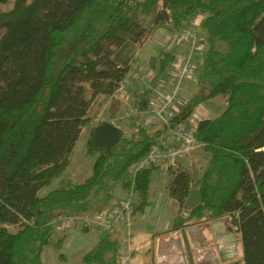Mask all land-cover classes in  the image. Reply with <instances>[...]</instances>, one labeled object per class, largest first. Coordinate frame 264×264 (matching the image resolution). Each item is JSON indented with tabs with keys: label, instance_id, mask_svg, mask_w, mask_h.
Here are the masks:
<instances>
[{
	"label": "trees",
	"instance_id": "trees-1",
	"mask_svg": "<svg viewBox=\"0 0 264 264\" xmlns=\"http://www.w3.org/2000/svg\"><path fill=\"white\" fill-rule=\"evenodd\" d=\"M196 16L203 33L199 91L172 123L217 96L225 107L197 123L194 136L208 159L198 203L188 212L181 207L191 174L168 169L167 192L178 205L171 228L225 219L240 237L243 264H264V0H13L9 10L0 7V264H43L53 217L107 214L116 193L128 189L129 168L160 143L165 129L139 122L129 133L108 119L94 122L91 102L125 81L138 47L155 30L181 31ZM174 57L159 52L158 76ZM145 97L134 96V107L145 108ZM84 128L85 153L94 161L75 183L64 174ZM159 168L137 172L132 217L149 205L151 174ZM123 234L122 226L100 233L80 263L121 264ZM58 258L65 264L63 252Z\"/></svg>",
	"mask_w": 264,
	"mask_h": 264
},
{
	"label": "built area",
	"instance_id": "built-area-1",
	"mask_svg": "<svg viewBox=\"0 0 264 264\" xmlns=\"http://www.w3.org/2000/svg\"><path fill=\"white\" fill-rule=\"evenodd\" d=\"M201 17L196 16L189 20L188 25L181 31L173 33V43L184 42L188 47L186 54L178 58L170 65L166 75L171 81L163 77H157L154 72L149 71L143 76L140 72L133 78L141 86L136 92V97L146 94L145 108L132 107L126 111L121 119H130L131 123L143 122L144 125L159 124L171 137L172 144L164 146L161 142L153 145L148 153L139 161L134 163L127 172L129 187L125 191L116 193L117 199L107 214L90 213H62L53 217L48 225L54 230L68 228L70 225H79L98 232H106L116 226H122L124 230L123 242L126 245L127 253L122 257L121 264L129 263V254L132 243V209L135 202V177L137 172L147 166H159L160 169L168 171L175 170L178 161L191 154L200 144L195 139L194 133L197 123L208 118V110L203 104L197 105L191 115L175 124L172 118L178 112L180 105L179 94L183 84L195 75V56L203 49V38L196 32ZM140 71V69L138 70ZM112 98L125 102L130 97L127 87L120 85L111 95ZM115 123L114 120H110Z\"/></svg>",
	"mask_w": 264,
	"mask_h": 264
},
{
	"label": "rangeland",
	"instance_id": "rangeland-1",
	"mask_svg": "<svg viewBox=\"0 0 264 264\" xmlns=\"http://www.w3.org/2000/svg\"><path fill=\"white\" fill-rule=\"evenodd\" d=\"M13 0H9L6 4L1 5V9L6 11L9 10L12 7ZM140 21L142 24H146L149 22L148 16H140ZM202 21V20H201ZM199 21V24L201 23ZM196 32L200 36H203L202 31L200 30V27L196 26ZM2 31H0L1 35ZM173 36V33H166L163 29H157L155 30L149 37V39L145 42L146 44L142 49L138 47V56L140 55L143 57H148L145 61H138L137 65H130L128 69L127 76L129 78L126 79V82H122L121 85L124 87L130 88L131 85H134L132 82L133 74L138 71L137 67H141V71L144 72L143 74L149 72V71H156L157 64L154 61L153 58H155V53L159 50H166L169 49V47L172 48L175 46L179 47V51H176V54L174 59L177 60L184 54H186V51L188 50V47L185 46L184 42L181 43H173L171 41V37ZM179 44V45H177ZM175 45V46H174ZM169 46V47H167ZM177 47V48H178ZM149 55L151 57H149ZM137 56V59H139ZM195 56V65L198 62V54ZM150 58V60H149ZM135 64V63H134ZM170 70V66L168 68ZM167 70V71H168ZM167 73V72H166ZM165 73V75H166ZM141 74V73H140ZM164 75V74H163ZM166 78V76H164ZM171 81L168 79L167 85L170 84ZM129 90V89H128ZM199 91V87L196 84V78L195 75L187 80L181 90H180V96H179V102L184 104L186 103L195 92ZM90 95V90L87 91V96ZM130 98L131 96L123 102L122 100L115 99L110 97H104L102 95L96 96L90 105V109L88 114L94 118V122L100 119H108V120H114V122L119 125L120 127L124 128L127 132H131L133 130V125L131 124L130 119H121L120 117L123 116V114L128 111L131 108L130 105ZM133 99V97L131 98ZM208 109H209V115L215 117L217 114L220 113V110L224 109V97L217 96L212 99H209L203 103ZM158 127V126H157ZM157 127H154V130L157 129ZM88 135V129L84 128L81 130L80 136L75 142L71 154H70V164L65 171L64 175H67L70 177V179L75 182L79 183L83 181V179L89 175L91 170V165L94 161V156H89L85 153V140ZM193 159H196V168L192 170V188L196 187V183L194 181L197 178V175L201 173L202 168L206 165L207 162V154L204 152L202 146H199L196 148L192 155ZM195 161V160H194ZM163 172H168L165 169H159ZM56 186V181L53 182L48 187H45L39 191V194H45L49 189ZM162 209H157V203L153 201L151 205L147 207L145 220L143 223H145V227L147 228H153L152 221L156 214L159 212L161 213ZM148 225V226H147ZM234 229V227H233ZM72 230V231H69ZM74 230L76 232H74ZM69 231V232H67ZM66 234V241H62L61 245L58 246V238L63 234L65 238ZM234 232L237 233L234 229ZM95 233H98L95 229L87 228L86 230H81L79 225H70L68 228L61 229V230H55L53 232L52 238L50 242L43 248L42 254H41V260L43 264H59L61 261L58 258L59 252H63L66 261L63 262L65 264H81L80 263V256L82 253L88 250L93 244V242L96 240ZM103 233V232H99Z\"/></svg>",
	"mask_w": 264,
	"mask_h": 264
},
{
	"label": "crops",
	"instance_id": "crops-1",
	"mask_svg": "<svg viewBox=\"0 0 264 264\" xmlns=\"http://www.w3.org/2000/svg\"><path fill=\"white\" fill-rule=\"evenodd\" d=\"M145 44L146 43H144L139 48V51L140 49H142V47H144ZM177 47L178 46H175V47L172 46V48L169 47V49L167 50L176 54V51L180 50L179 47L178 48ZM160 51L158 50L157 53H155V56H154L155 58H153L156 64H157L158 54ZM137 54H138V50L136 51L134 58L130 64L131 66L137 65L138 61H145L148 58L146 56L142 57L141 55L139 57ZM137 56L139 59H137ZM149 57L151 56L149 55ZM137 69L138 70L140 69V73L143 76L144 72L141 71V67L139 66L137 67ZM153 72L154 74H156L157 77H160L157 75L156 71H153ZM136 73L137 72H135L133 76H135ZM164 76H166V78ZM161 77H163L168 82L167 75L164 74ZM127 78L129 77L127 76L126 79ZM126 79L125 81H123L124 83L126 82ZM132 82L134 83V85H131V87L128 88L131 98L136 96V92L140 89V86H141L138 82L135 81L134 78L132 79ZM131 98H130L131 100L130 105L134 107L135 102ZM206 109L208 110V113H210L207 107ZM222 110H220V112ZM210 117H213V116H210ZM146 126H152V125L151 123H149V125H146ZM160 142L164 146H168L172 144V139L165 132L161 136ZM191 155L192 153L180 159L177 165L179 169H186L191 174V178H192V174H193L192 170L196 168L195 167L196 159H193ZM204 167L202 168L201 173L197 175V178L194 181V183H196L195 188H192V182H191L189 193L187 197L185 198V201L181 207V210L184 212H188L193 206H195L198 203V196H199L198 180L202 174ZM159 169L153 171L151 174V181H150V187L148 191V197L150 201L149 205H151V203L155 201L157 203V209L159 210L162 209V211L161 213L158 212L156 216L154 217L153 221L151 222L153 225L152 226L153 228H147L145 227V223H143V221L146 219L145 216L147 215L145 213L149 205L145 208L142 214L132 217V221H131L132 223V236H131L132 243H131V252L129 254L128 264H169L170 257L175 254L174 249L178 247V243H177L178 237H182V239L188 242L189 245L193 244L195 246H198V245L200 246L201 244H203L201 237H207L208 243H212L211 232L209 228L206 226V224L209 222H198V223H194L190 225L188 224L178 229L171 228L172 220L176 216V212L178 210V205L176 201L168 195V192H167V184L170 179L168 172H163V171H160ZM227 223L229 226H231V224L228 221ZM187 227H196L197 230L191 231V233L188 234V232L185 231V228ZM69 231H72V230H69ZM67 232L65 233V241H66ZM74 232L76 231L74 230ZM98 235L99 233H95L96 239ZM95 241L93 242V244H91L92 246L94 245ZM126 253H127V250H126Z\"/></svg>",
	"mask_w": 264,
	"mask_h": 264
},
{
	"label": "water",
	"instance_id": "water-1",
	"mask_svg": "<svg viewBox=\"0 0 264 264\" xmlns=\"http://www.w3.org/2000/svg\"><path fill=\"white\" fill-rule=\"evenodd\" d=\"M212 235V243L201 237L203 244L195 246L178 237V247L170 257L169 264H243L240 237L226 220L219 219L206 224ZM197 230L187 227L188 234ZM206 241V242H204Z\"/></svg>",
	"mask_w": 264,
	"mask_h": 264
}]
</instances>
